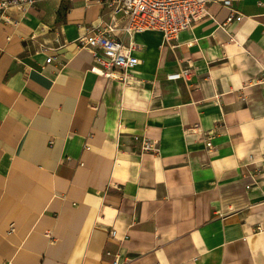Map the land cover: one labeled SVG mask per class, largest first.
Masks as SVG:
<instances>
[{"label": "crops", "instance_id": "0c3cea01", "mask_svg": "<svg viewBox=\"0 0 264 264\" xmlns=\"http://www.w3.org/2000/svg\"><path fill=\"white\" fill-rule=\"evenodd\" d=\"M233 8L172 45L117 32L126 83L78 44L111 20L99 0L3 13L0 264H264V0Z\"/></svg>", "mask_w": 264, "mask_h": 264}, {"label": "built area", "instance_id": "2783aa9c", "mask_svg": "<svg viewBox=\"0 0 264 264\" xmlns=\"http://www.w3.org/2000/svg\"><path fill=\"white\" fill-rule=\"evenodd\" d=\"M40 0H0V17L11 6H31ZM234 1L241 0H99L111 10L109 23L92 27L78 39L81 47L88 48L93 53L94 64L101 76L116 79L126 83L133 77L140 59L133 55L136 46L125 44L119 33L133 37L134 34L149 30L160 31L164 42L172 45L177 42L181 32L189 30L208 17L209 5L218 3L228 8L231 13L224 27L233 22H240L244 16L233 8ZM52 58L47 59L51 63ZM193 66L169 75L172 80H187L192 75ZM212 149V142L206 143ZM143 150L157 153V144L146 140ZM250 187V186H248ZM112 238H117V231H110ZM111 255L110 252H107ZM113 264H120L116 257Z\"/></svg>", "mask_w": 264, "mask_h": 264}]
</instances>
